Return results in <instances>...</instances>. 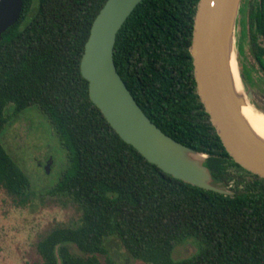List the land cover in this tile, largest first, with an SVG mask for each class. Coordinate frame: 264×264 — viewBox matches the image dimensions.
I'll use <instances>...</instances> for the list:
<instances>
[{
	"label": "trees",
	"instance_id": "trees-1",
	"mask_svg": "<svg viewBox=\"0 0 264 264\" xmlns=\"http://www.w3.org/2000/svg\"><path fill=\"white\" fill-rule=\"evenodd\" d=\"M198 1L142 0L116 35L113 60L145 115L205 154L213 180L232 196L186 184L149 163L90 101L79 63L106 0H23L19 19L1 35L0 189L17 208L31 202L30 179L1 135L36 106L66 154L49 192L70 199L80 213L77 222L38 241L41 264L109 263L112 238L142 264H264V178L229 156L196 93L189 48ZM248 20L264 73V0L250 5ZM185 242L196 251L174 259Z\"/></svg>",
	"mask_w": 264,
	"mask_h": 264
},
{
	"label": "water",
	"instance_id": "water-1",
	"mask_svg": "<svg viewBox=\"0 0 264 264\" xmlns=\"http://www.w3.org/2000/svg\"><path fill=\"white\" fill-rule=\"evenodd\" d=\"M141 1L106 0L93 20L79 63L89 99L120 139L149 163L186 184L232 196L233 191L213 180L205 154L172 139L145 115L116 70V35ZM22 3L0 0V40L19 19ZM240 4L241 0H199L189 51L196 93L225 150L242 168L264 178V144L240 114L245 104L259 110L247 100L253 98L250 90L246 97L235 91L228 66Z\"/></svg>",
	"mask_w": 264,
	"mask_h": 264
},
{
	"label": "rangeland",
	"instance_id": "rangeland-1",
	"mask_svg": "<svg viewBox=\"0 0 264 264\" xmlns=\"http://www.w3.org/2000/svg\"><path fill=\"white\" fill-rule=\"evenodd\" d=\"M256 3L257 0H241L243 12L234 28L233 50L242 93L246 97L250 90L253 98L247 100L264 112V73L254 57L248 29L249 8ZM1 142L30 179L31 202L17 208L0 189V264H41L38 241L56 227L74 224L80 214L70 199L49 192L64 168L65 150L36 106L26 108L9 122ZM69 246L78 253L74 245ZM195 251L191 242H185L175 247L173 258L189 257ZM105 258L109 260L105 264H142L133 260L115 238L107 242Z\"/></svg>",
	"mask_w": 264,
	"mask_h": 264
},
{
	"label": "bare ground",
	"instance_id": "bare-ground-1",
	"mask_svg": "<svg viewBox=\"0 0 264 264\" xmlns=\"http://www.w3.org/2000/svg\"><path fill=\"white\" fill-rule=\"evenodd\" d=\"M235 43L236 42H234V44ZM228 66H229V71H230L231 78L233 81V87L235 88V91L237 93L242 94V86H241V82L237 74V64H236L235 54L233 53V50L229 55ZM240 114H241V117L244 119V121L248 124L252 132L255 134V136L260 140V142L264 144V114H262L259 111L254 110V108L248 104L242 105L240 107Z\"/></svg>",
	"mask_w": 264,
	"mask_h": 264
}]
</instances>
